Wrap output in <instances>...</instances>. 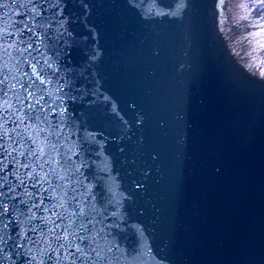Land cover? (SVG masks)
Masks as SVG:
<instances>
[{
    "label": "water",
    "instance_id": "water-1",
    "mask_svg": "<svg viewBox=\"0 0 264 264\" xmlns=\"http://www.w3.org/2000/svg\"><path fill=\"white\" fill-rule=\"evenodd\" d=\"M0 3V264H264V78L231 0Z\"/></svg>",
    "mask_w": 264,
    "mask_h": 264
},
{
    "label": "bare ground",
    "instance_id": "bare-ground-1",
    "mask_svg": "<svg viewBox=\"0 0 264 264\" xmlns=\"http://www.w3.org/2000/svg\"><path fill=\"white\" fill-rule=\"evenodd\" d=\"M230 33L258 70L264 58V23L244 21L230 24ZM260 74L264 78V72Z\"/></svg>",
    "mask_w": 264,
    "mask_h": 264
},
{
    "label": "rangeland",
    "instance_id": "rangeland-1",
    "mask_svg": "<svg viewBox=\"0 0 264 264\" xmlns=\"http://www.w3.org/2000/svg\"><path fill=\"white\" fill-rule=\"evenodd\" d=\"M264 10L263 0H231L230 6V24H236L244 21L264 23V17L261 16ZM259 72H264V58L258 67Z\"/></svg>",
    "mask_w": 264,
    "mask_h": 264
},
{
    "label": "snow or ice",
    "instance_id": "snow-or-ice-1",
    "mask_svg": "<svg viewBox=\"0 0 264 264\" xmlns=\"http://www.w3.org/2000/svg\"><path fill=\"white\" fill-rule=\"evenodd\" d=\"M4 7H5V4H4V3H0V9H3ZM34 72H35V69H34ZM37 76H39V74H37ZM40 83L43 84L44 81L41 80ZM22 86H23V85H22ZM28 87H31V85H29ZM29 95H32V93L29 92ZM41 99H42V97H41ZM39 102H40V101L37 100V104H39ZM28 107L31 108L32 105L29 104ZM34 154H35V153H34ZM41 154H42V153H41ZM73 199H75V197H73ZM61 206L63 207V205H61ZM73 215H74V216H77V217L79 218L80 216H84L85 213H84L83 209H78L77 211H74V212H73ZM91 223H92V221H91L90 219L87 220V224H91ZM87 224H85V223H81V224L79 225L78 229H77V231L80 232L81 234H80L79 236H77L76 239L80 240L81 243H83V242L88 238V237L85 235V233H87L88 231H90V229L87 227ZM61 247H63V245H61ZM80 250H81V249H80L79 245H77V246H76V251H77V252H80Z\"/></svg>",
    "mask_w": 264,
    "mask_h": 264
},
{
    "label": "trees",
    "instance_id": "trees-1",
    "mask_svg": "<svg viewBox=\"0 0 264 264\" xmlns=\"http://www.w3.org/2000/svg\"><path fill=\"white\" fill-rule=\"evenodd\" d=\"M263 5H264V0H263ZM263 13H264V10H263ZM261 16H263V17H264V14H262Z\"/></svg>",
    "mask_w": 264,
    "mask_h": 264
}]
</instances>
